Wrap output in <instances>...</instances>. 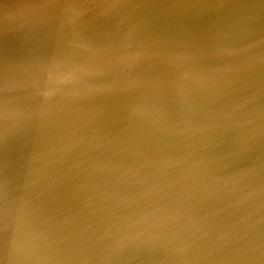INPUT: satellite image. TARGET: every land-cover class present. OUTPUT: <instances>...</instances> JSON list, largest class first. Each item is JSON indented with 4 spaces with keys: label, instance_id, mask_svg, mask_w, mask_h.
Segmentation results:
<instances>
[{
    "label": "water",
    "instance_id": "obj_1",
    "mask_svg": "<svg viewBox=\"0 0 264 264\" xmlns=\"http://www.w3.org/2000/svg\"><path fill=\"white\" fill-rule=\"evenodd\" d=\"M53 1L0 37L79 40L0 59V264H264V0Z\"/></svg>",
    "mask_w": 264,
    "mask_h": 264
},
{
    "label": "bare ground",
    "instance_id": "obj_2",
    "mask_svg": "<svg viewBox=\"0 0 264 264\" xmlns=\"http://www.w3.org/2000/svg\"><path fill=\"white\" fill-rule=\"evenodd\" d=\"M49 4V3H47ZM72 4V0H55L51 3V6L53 9L56 8H61V7H69ZM17 10H21V6L19 5V0H0V37L3 34H7V36L4 39H10L12 37V32H14L13 30H11L9 28V26L12 24V22L10 21H17L19 19L23 20V21H27L26 17H19L17 16ZM6 13V14H4ZM15 14V15H14ZM6 33H5V32ZM47 31L50 33V28L47 29ZM48 33V34H49ZM76 35L75 31H62L59 34L55 33L52 34V32L50 33V35L46 38H40V41H37L36 47L33 48V46L30 45H17L15 44L13 47L11 48H4L0 54L3 55L0 59H11L13 57V55L15 54H19L21 51L23 50H27L30 47L33 49H36L37 47H41L40 51L34 53V57L40 55L41 57H48L50 55H48V53L50 54H54L55 52H59V53H63V54H68L71 56H74L76 53L74 52V49L76 48V42L79 40H76V37H70L69 39L65 40L62 37H68L70 35ZM85 35H81V39L85 40L84 37ZM46 39L49 41H52L51 43H53L55 45V49L53 50H49L52 49L50 48V44L48 45V48L45 47V49L49 50V51H45L43 44L46 42ZM58 40V41H57ZM82 41V40H80ZM42 43V45H41ZM48 60H51L48 59ZM66 81H62L59 82L60 84H65Z\"/></svg>",
    "mask_w": 264,
    "mask_h": 264
}]
</instances>
